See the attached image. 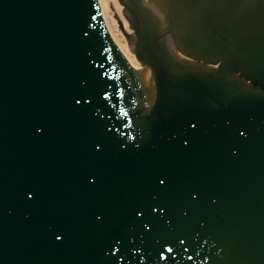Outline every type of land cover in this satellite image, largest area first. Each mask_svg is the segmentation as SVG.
I'll return each instance as SVG.
<instances>
[{
  "label": "water",
  "instance_id": "1",
  "mask_svg": "<svg viewBox=\"0 0 264 264\" xmlns=\"http://www.w3.org/2000/svg\"><path fill=\"white\" fill-rule=\"evenodd\" d=\"M150 1L218 71L143 57L146 109L121 59L94 60L116 58L95 0H0V264H264V2ZM99 3L139 68L122 5Z\"/></svg>",
  "mask_w": 264,
  "mask_h": 264
}]
</instances>
